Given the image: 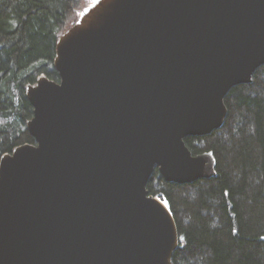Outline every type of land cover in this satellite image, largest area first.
<instances>
[{
    "label": "water",
    "instance_id": "water-1",
    "mask_svg": "<svg viewBox=\"0 0 264 264\" xmlns=\"http://www.w3.org/2000/svg\"><path fill=\"white\" fill-rule=\"evenodd\" d=\"M60 81L28 85L36 144L0 164V264H173L148 191L216 176L185 140L223 127L264 66V0H97L57 45Z\"/></svg>",
    "mask_w": 264,
    "mask_h": 264
},
{
    "label": "trees",
    "instance_id": "trees-1",
    "mask_svg": "<svg viewBox=\"0 0 264 264\" xmlns=\"http://www.w3.org/2000/svg\"><path fill=\"white\" fill-rule=\"evenodd\" d=\"M80 0H0V164L36 144L26 95L41 75L59 82V39L78 21ZM223 127L185 140L194 155L212 153L216 176L193 184L166 182L155 169L148 191L166 202L180 245L173 264H264V66L225 99Z\"/></svg>",
    "mask_w": 264,
    "mask_h": 264
},
{
    "label": "rangeland",
    "instance_id": "rangeland-1",
    "mask_svg": "<svg viewBox=\"0 0 264 264\" xmlns=\"http://www.w3.org/2000/svg\"><path fill=\"white\" fill-rule=\"evenodd\" d=\"M95 1H97V0H80V2H82V8L78 12L79 13L78 14V20L81 19V16H82L83 12H85L87 9H89L91 6H93V4H94ZM164 203H166V202H164Z\"/></svg>",
    "mask_w": 264,
    "mask_h": 264
},
{
    "label": "bare ground",
    "instance_id": "bare-ground-1",
    "mask_svg": "<svg viewBox=\"0 0 264 264\" xmlns=\"http://www.w3.org/2000/svg\"><path fill=\"white\" fill-rule=\"evenodd\" d=\"M163 204L167 207V204L163 202Z\"/></svg>",
    "mask_w": 264,
    "mask_h": 264
}]
</instances>
